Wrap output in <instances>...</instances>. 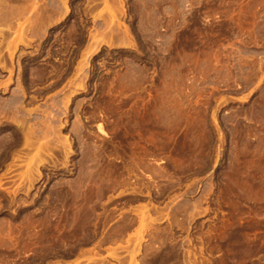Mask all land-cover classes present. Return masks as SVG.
<instances>
[{
  "label": "rangeland",
  "instance_id": "374dc122",
  "mask_svg": "<svg viewBox=\"0 0 264 264\" xmlns=\"http://www.w3.org/2000/svg\"><path fill=\"white\" fill-rule=\"evenodd\" d=\"M0 264H264V0H0Z\"/></svg>",
  "mask_w": 264,
  "mask_h": 264
}]
</instances>
